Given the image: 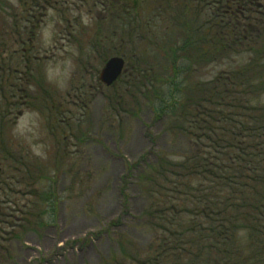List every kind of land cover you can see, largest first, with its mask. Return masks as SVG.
<instances>
[{
    "label": "trees",
    "instance_id": "trees-1",
    "mask_svg": "<svg viewBox=\"0 0 264 264\" xmlns=\"http://www.w3.org/2000/svg\"><path fill=\"white\" fill-rule=\"evenodd\" d=\"M1 3L0 260L11 261L12 243L55 225L63 167L78 157L71 148L89 141V125L87 111L69 117V104L42 84V60L32 55L37 15L55 4L19 0V12L9 7L7 14ZM103 3L107 17L87 44L102 65L114 56L126 61V72L104 86L106 123L121 132L123 117H136L145 104L180 147L142 167L127 165L137 170L144 200L137 235L116 232L100 264H264V0ZM243 57L239 68L212 80L195 77ZM22 106L45 119L53 162L10 138ZM127 185L120 190L124 213L106 231L128 216Z\"/></svg>",
    "mask_w": 264,
    "mask_h": 264
},
{
    "label": "rangeland",
    "instance_id": "rangeland-1",
    "mask_svg": "<svg viewBox=\"0 0 264 264\" xmlns=\"http://www.w3.org/2000/svg\"><path fill=\"white\" fill-rule=\"evenodd\" d=\"M3 1L7 14L11 13L9 7L19 12V0ZM51 1L56 2L54 7L37 15L40 25L31 41L32 55L42 60V84L69 104V117L77 118L87 111L82 119L84 125H89V141L79 151L73 146L71 150L77 151L78 157H72L63 167L55 225L43 229L39 235L28 233L22 241L12 243L13 259H1L0 264H100L114 249L116 232L137 235L136 219L144 200L135 186L137 170L130 173L127 165L139 162L142 167L143 163L153 161L156 154H176L180 147L172 145L165 132V119L155 121L145 104L136 117H123L121 132L117 123L112 126L106 123L103 98L106 91L98 83L104 65L87 44L97 20L107 17L104 0H99L102 4L97 7L91 0ZM0 20L2 24L4 18ZM6 20L9 23L11 19L6 15ZM14 50L15 47L11 51ZM245 61V57L232 58L207 67L195 77L199 81L212 80L220 73L239 68ZM5 78L0 72V82ZM261 101L264 102V96ZM10 138L41 160L53 162V140L46 130L45 119L35 109L22 106L17 110ZM124 182L129 183L128 216L123 217L118 229L106 231L124 213L120 196Z\"/></svg>",
    "mask_w": 264,
    "mask_h": 264
},
{
    "label": "water",
    "instance_id": "water-1",
    "mask_svg": "<svg viewBox=\"0 0 264 264\" xmlns=\"http://www.w3.org/2000/svg\"><path fill=\"white\" fill-rule=\"evenodd\" d=\"M124 67L125 61L122 57H112L105 62L99 73L98 80L106 87H110L125 71Z\"/></svg>",
    "mask_w": 264,
    "mask_h": 264
},
{
    "label": "flooded vegetation",
    "instance_id": "flooded-vegetation-1",
    "mask_svg": "<svg viewBox=\"0 0 264 264\" xmlns=\"http://www.w3.org/2000/svg\"><path fill=\"white\" fill-rule=\"evenodd\" d=\"M55 4H56V2H55ZM98 83H99V84H102L99 80H98ZM100 87H102V86H99V88H100Z\"/></svg>",
    "mask_w": 264,
    "mask_h": 264
}]
</instances>
